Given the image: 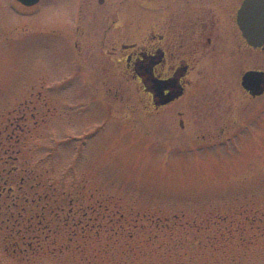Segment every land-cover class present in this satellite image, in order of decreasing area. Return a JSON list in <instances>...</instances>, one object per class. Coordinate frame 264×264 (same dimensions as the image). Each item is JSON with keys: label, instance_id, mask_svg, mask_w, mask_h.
<instances>
[{"label": "rangeland", "instance_id": "obj_1", "mask_svg": "<svg viewBox=\"0 0 264 264\" xmlns=\"http://www.w3.org/2000/svg\"><path fill=\"white\" fill-rule=\"evenodd\" d=\"M68 2L0 0V264H264V95L182 130Z\"/></svg>", "mask_w": 264, "mask_h": 264}, {"label": "flooded vegetation", "instance_id": "obj_2", "mask_svg": "<svg viewBox=\"0 0 264 264\" xmlns=\"http://www.w3.org/2000/svg\"><path fill=\"white\" fill-rule=\"evenodd\" d=\"M68 1L67 42L77 55V48L112 46L116 72L138 82L147 108L166 110L182 130L217 125L219 109L264 95L257 79H244L264 72V41L252 45L238 22L244 0H131L124 7L120 0ZM122 29H144V39L118 42L114 32Z\"/></svg>", "mask_w": 264, "mask_h": 264}, {"label": "water", "instance_id": "obj_3", "mask_svg": "<svg viewBox=\"0 0 264 264\" xmlns=\"http://www.w3.org/2000/svg\"><path fill=\"white\" fill-rule=\"evenodd\" d=\"M25 5H32L38 0H19ZM238 22L246 33H249L250 43L257 45L264 41V0H244L238 11ZM244 79L247 81L257 79L256 91L264 89V72L250 71ZM254 87V85H253Z\"/></svg>", "mask_w": 264, "mask_h": 264}]
</instances>
